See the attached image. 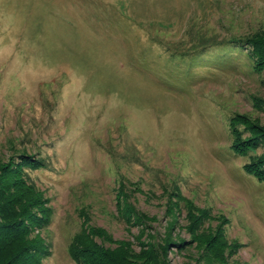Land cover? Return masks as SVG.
<instances>
[{
  "label": "rangeland",
  "instance_id": "374dc122",
  "mask_svg": "<svg viewBox=\"0 0 264 264\" xmlns=\"http://www.w3.org/2000/svg\"><path fill=\"white\" fill-rule=\"evenodd\" d=\"M262 31L264 0H0V175L23 152L42 164L0 190L41 192L43 264H77L81 229L166 264L208 263L221 230L217 261L264 264V180L244 167L264 146L237 153L229 125H264V69L237 46Z\"/></svg>",
  "mask_w": 264,
  "mask_h": 264
},
{
  "label": "trees",
  "instance_id": "16d2710c",
  "mask_svg": "<svg viewBox=\"0 0 264 264\" xmlns=\"http://www.w3.org/2000/svg\"><path fill=\"white\" fill-rule=\"evenodd\" d=\"M238 41L242 42L241 45ZM238 41L237 46L239 47H243L245 43L253 46L252 56L258 59L255 68L256 70L264 69V32H256L243 40L238 39ZM238 121L249 127L250 135L248 137L244 138L242 132L235 125ZM229 125L232 133L231 147L237 153L245 154L250 150L255 151L258 146H264V125L249 121L241 115L231 118ZM18 156L20 159L18 163H22L21 167L36 169L42 166L33 154L23 152ZM13 164L14 162L8 163L7 168H1L3 173L0 175V183L6 176L3 170L16 177L23 173L21 167L20 169L14 168ZM244 167L248 172L264 180V155L259 157L254 155L252 158L250 156ZM22 183L23 188L20 192L18 189L20 185H17L16 181L4 182L2 185L7 186L4 192L8 193L9 198L0 202V264H43L42 257L49 254L46 242L37 235H34L33 238L31 236L35 230H41L48 225L51 211L43 205L44 198L33 184L27 185L24 181ZM4 192L0 190V199L4 197ZM18 192L19 195H16ZM35 206L37 208L35 211H28L29 207ZM123 208L125 215L123 218L126 221L130 220L131 215L136 216L137 222L142 218L145 220L147 217L143 213L138 216L135 209L127 202H124ZM205 216H208L207 212L203 213V217ZM100 230L85 231L81 229L73 236L68 250L74 262L77 264H166L163 249L157 251L150 243H146L148 245H143L142 250L136 252L130 247L129 241L116 240L117 248L114 249L95 242V237L103 236L102 229ZM224 238L223 231L218 230L213 237L207 239L210 256L213 259L206 264H227L226 261H217L216 259L222 254L221 248H224L226 243ZM108 241L113 243L114 239L112 240V237L108 235Z\"/></svg>",
  "mask_w": 264,
  "mask_h": 264
}]
</instances>
